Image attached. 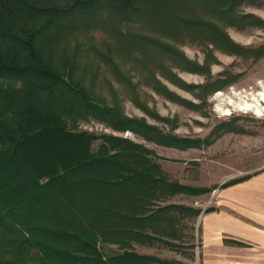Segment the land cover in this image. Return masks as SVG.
<instances>
[{"label": "trees", "instance_id": "obj_1", "mask_svg": "<svg viewBox=\"0 0 264 264\" xmlns=\"http://www.w3.org/2000/svg\"><path fill=\"white\" fill-rule=\"evenodd\" d=\"M244 1L261 0H0V264H189L135 245L181 248L184 221L202 208L170 199L208 187L172 178L145 144L79 122L94 118L166 146L198 145L124 113L96 91L95 79L105 65L129 75L115 56L157 48L176 55L161 38L182 33L263 56L264 43L240 44L216 24L263 26L236 10ZM95 30L107 39L98 43ZM217 81L205 85L212 91L224 80Z\"/></svg>", "mask_w": 264, "mask_h": 264}, {"label": "rangeland", "instance_id": "obj_2", "mask_svg": "<svg viewBox=\"0 0 264 264\" xmlns=\"http://www.w3.org/2000/svg\"><path fill=\"white\" fill-rule=\"evenodd\" d=\"M194 9L200 14L206 10L201 4H195ZM236 10L251 12L264 20V0L241 2ZM216 22L240 44L264 43V25ZM93 35L98 43L101 38L107 39L102 30H95ZM203 36L182 33L172 40L161 38L175 48L177 53L173 56L160 48L138 54L135 59L131 55L115 56L118 68L129 75L114 76L105 65L100 68L94 85L107 101H117L124 113L144 118L163 132L200 139L198 145L178 148L158 144L129 129L114 130L94 118L80 121L79 127L139 141L160 155L159 162L172 178L209 189L195 195L176 194L171 201L202 208L231 209L232 205H238L246 213L263 215L264 101L259 100L257 93L264 90V55L255 58L228 53L202 42ZM217 79L224 80L220 81L222 85L210 91L205 84L219 82ZM244 175L249 176L239 183L222 185ZM234 197L236 204H232ZM198 217L184 221L181 248L136 244L135 249L200 264L202 237ZM257 221L261 224L258 218ZM113 246H106L105 250L110 251L109 247Z\"/></svg>", "mask_w": 264, "mask_h": 264}, {"label": "crops", "instance_id": "obj_3", "mask_svg": "<svg viewBox=\"0 0 264 264\" xmlns=\"http://www.w3.org/2000/svg\"><path fill=\"white\" fill-rule=\"evenodd\" d=\"M232 202L236 204L235 197ZM251 214L238 205L208 211L202 208L198 214L202 237L200 264H264V213Z\"/></svg>", "mask_w": 264, "mask_h": 264}, {"label": "bare ground", "instance_id": "obj_4", "mask_svg": "<svg viewBox=\"0 0 264 264\" xmlns=\"http://www.w3.org/2000/svg\"><path fill=\"white\" fill-rule=\"evenodd\" d=\"M257 95L259 96V100H262V101H264V90H261V91H259L258 93H257ZM256 102V101H255ZM245 104H247V106H250V104L249 103H245ZM256 104V103H255ZM264 104V103H263ZM247 106H245V107H247ZM253 106V105H252ZM244 107V108H245ZM258 114V113H257Z\"/></svg>", "mask_w": 264, "mask_h": 264}]
</instances>
